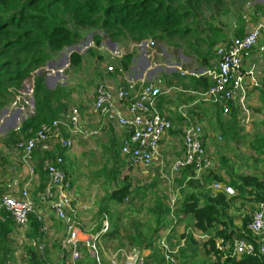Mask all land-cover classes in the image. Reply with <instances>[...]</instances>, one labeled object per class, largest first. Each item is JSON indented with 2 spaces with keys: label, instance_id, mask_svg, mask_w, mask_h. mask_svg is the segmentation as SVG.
<instances>
[{
  "label": "trees",
  "instance_id": "trees-1",
  "mask_svg": "<svg viewBox=\"0 0 264 264\" xmlns=\"http://www.w3.org/2000/svg\"><path fill=\"white\" fill-rule=\"evenodd\" d=\"M248 4V0H0V111L11 102L8 95L10 89L21 90L25 81L34 80V112L15 132L16 138L8 144L9 150L17 142L31 137V130L37 131L42 124L62 118L71 108H77L81 114L90 112V102L75 103V90L72 87L58 85L55 89H49L45 84L47 64L66 49L78 46L84 38L83 30L101 32L94 35L97 47L105 38L114 43H140L151 39L179 62L184 71H197V68L210 70L214 67L212 61L218 60L215 58V48L245 35L246 21L250 19L246 15ZM253 8L256 14H264V5L256 2ZM229 28H233L230 36L225 33ZM204 47L208 52L206 56ZM188 50L203 57L197 56L195 59L191 56L190 63L183 64L178 55H188ZM88 54L90 58L104 59L95 48L89 49ZM86 57L72 53L69 69L83 68ZM133 59L134 55L121 58L117 63L118 70L110 73V77L117 78L121 73L128 75L134 66ZM70 70L66 71V75L71 74ZM35 71L38 73L33 74ZM186 80L190 91L201 97L213 84L212 79L204 74L189 76ZM213 118L226 144L235 143L236 136L242 130L238 125V111L232 106L231 114L225 119L223 111L216 107ZM179 132L181 128L177 127L173 134ZM112 137L103 148L104 165L100 171L103 170L104 184L112 180L117 182L119 177L117 164L121 147L119 139ZM250 147L254 153L257 151L258 156L264 155V135L259 133L257 141ZM61 153L66 157L63 151ZM53 156L50 153L37 154L40 159L36 165L37 172L44 174L43 162ZM258 156L251 158L255 169L260 168L255 165L259 161ZM220 161L221 172L213 169L198 176L195 168L190 166L175 178L181 198L178 201L175 199L178 224L173 231H179L181 223H185L187 230L191 223L193 229L208 236L207 240H198L193 233L184 231L180 236L184 246L176 256L177 264L182 258L188 259L186 264H264V254L231 257L230 249L228 256H224L218 250L217 241L224 239L232 242L236 237L257 243V237L248 227L256 207L264 202V170L261 175L245 174L234 169L225 156ZM112 162L114 166L110 168ZM216 183L232 188L233 195L222 189H214ZM133 194L132 183L127 176L123 177L119 187L107 194L106 203L109 204L100 206L98 214L102 218L95 231H100L105 214L110 224L108 232L101 239L105 248H112L114 252L138 249L143 254L150 251L155 255L157 237L172 225L168 219L170 208L167 204L170 202L166 203L165 196L156 197L153 206L147 210L152 223L147 220L142 222L138 217H131L139 208L126 204V199ZM126 217L129 218L127 223ZM41 226L35 214L29 216V226L24 234L20 233L12 219L0 220V264H11L16 254L14 236L18 234L24 235V246L21 244L24 264H54L52 254L55 250L58 253L57 264H70V252L62 251L60 245L65 233L61 239L55 236L50 238L41 231ZM40 246H43L42 250ZM188 252L192 253L191 256H187ZM157 256L158 262L165 264L163 256ZM101 262L109 263L106 259L103 261V257ZM80 263L97 264V261L84 249Z\"/></svg>",
  "mask_w": 264,
  "mask_h": 264
},
{
  "label": "built area",
  "instance_id": "built-area-1",
  "mask_svg": "<svg viewBox=\"0 0 264 264\" xmlns=\"http://www.w3.org/2000/svg\"><path fill=\"white\" fill-rule=\"evenodd\" d=\"M256 16L258 17L256 24L243 37L235 38L216 49L218 58L216 67L206 72L213 84L202 98L222 110L225 117L231 114L232 106L234 107L235 104L245 109L247 86L258 85L254 69H250L249 72L243 65L245 54L256 48L264 38V20L259 13ZM149 43L155 46L153 40H144L133 44L129 51L117 57L121 59L129 55L134 47L140 50L141 47L146 46V51H151ZM115 70V65H109L105 73L110 74ZM37 73L35 71L33 74ZM182 74L193 73L184 71ZM29 83V93L23 88L10 89L13 90L12 94L16 101H20L22 95L33 93L34 80ZM164 93L159 80L149 81L145 77L137 82L113 85L104 78L96 88L92 111L81 114L77 108H71L62 118L49 124H42L37 131L31 130L29 132L31 137L17 142L11 151L27 169L29 183L37 174L36 155L54 154L52 158L43 162L47 187L43 192H39L37 197L32 194L29 184L1 197L0 220L12 219L20 233L24 234L29 226V216L35 214L37 221L42 225L41 231L50 235L48 215L42 212L45 208L57 222L63 225L65 236L60 240V245L62 251L70 252L68 259L70 264H79L83 260L84 248L96 259L97 264H102L99 241L109 229V222L105 217L103 230L96 235L84 232L78 220L80 200L79 197L72 195L73 180L67 169L66 157L61 151L67 156L82 141L95 139L113 129L115 133L119 131L125 135L121 140V154L127 159L128 166L132 169L151 167L155 161L161 159L160 149L163 140L173 128L170 119L158 109V101ZM205 138L206 128L201 124L189 123L184 128L185 156L172 165L173 176L190 166L195 168L198 175L214 169V161L207 152ZM158 164H162V161ZM213 188L225 190L230 195L234 193L232 188L219 183L214 184ZM169 208V220L172 225L161 234L157 244L165 264H177L176 256L184 246V240L178 246H172L167 237L178 224L175 198L171 199ZM248 229L257 237L256 244L240 238H235L232 242L220 239L218 250L222 251L224 256H228L227 251L232 249L229 254L231 257L242 254L250 256L264 254V202L260 203L253 212ZM196 231V234L193 233L196 239H208L207 235ZM23 234L20 238L24 240ZM40 249L42 250L43 246H40ZM116 255L111 256L110 264H118ZM121 257L124 259V264L145 263V255L138 249L122 251Z\"/></svg>",
  "mask_w": 264,
  "mask_h": 264
},
{
  "label": "rangeland",
  "instance_id": "rangeland-1",
  "mask_svg": "<svg viewBox=\"0 0 264 264\" xmlns=\"http://www.w3.org/2000/svg\"><path fill=\"white\" fill-rule=\"evenodd\" d=\"M248 2L249 4L247 5L246 8H250L249 9L250 11H247V13L250 16H252L251 15L252 13L253 16L255 17L256 11L254 10L253 7L256 6L257 0H254V1L248 0ZM252 9L254 10L253 12H251ZM82 33H83L84 38L79 43V45L76 46L71 52L69 51V48H68L62 53H60L58 56L54 57V59L50 61L55 64L54 68H51L47 64L45 68V73H46V78L49 74L55 75L52 81L53 83H55V80L60 77L59 78L60 81L59 79L56 80L57 83L55 87L49 88V89H55L58 85L72 87L75 90V94H74L75 103H78L79 101L85 102V103L90 102L88 104L92 105L93 104L92 102H94L97 86L101 82L104 81V78L108 79L110 76V74L105 73L107 66L115 65L116 67L115 72H116L119 67L117 66V63L118 61H120V59L117 56H121L126 51H129L130 47L135 43L133 42L114 43L109 38H105L101 46L97 47L94 42V35L96 33L100 34L101 32L96 31V30H83ZM182 44L184 43L182 42ZM150 47H151V51H148V50L146 51L147 49L146 46L141 47L140 50H137V48L134 47L133 50L129 52L130 54L128 53L129 55L127 56L134 55V59L141 56L142 59L146 60L147 62L146 64H148L147 69L151 73L154 72V75L162 74L161 76H163V74H165V76L167 77L176 76L179 72L184 71L181 67V64H179V62L174 60L171 55L167 54L165 50L162 49V47H160L159 45L156 46V44L154 47L150 44ZM217 47L214 50L215 54H216ZM91 48H95L97 52L101 53L104 59L98 60L95 58H90L91 56L88 54V50ZM203 49L205 51V56H206V54L208 53L206 50V47H204ZM188 52H189L188 55H185L182 53H180L179 55L177 54L183 64L190 63L192 59H189V57L191 56L195 57V59H197L196 58L197 56H200V55L193 53L192 51L188 50ZM72 53H79L81 55L87 56L86 61L83 64V68H79L78 70L69 69L70 68V56ZM67 54L69 55V60L65 58ZM200 57H203V56L201 55ZM215 58H217L216 55H215ZM213 61H215V59ZM132 68H134V66ZM67 70H70L71 72L70 75H66ZM185 72H189V71H185ZM193 72H198V71H193ZM198 74L199 73H194L191 75H198ZM125 76H127V74ZM157 80L158 79L154 78L153 81H157ZM22 88L25 90L26 93L30 92L29 91L30 89L26 88L24 85ZM12 91L13 90H10L8 93V95L11 97L10 104H7L0 111V120H2L5 117L3 111H5L6 109L5 115H9L10 117L14 116L15 118L14 123H17L23 116L24 111L27 112V118L30 115H32L34 112L35 105L33 108H31L30 95L28 94L22 95L20 98V101H16V98L12 94ZM208 103L209 102H207V104ZM210 105L211 103L207 105L206 107H209ZM27 118L22 121V124L27 120ZM22 124L19 127H15L11 129H8V127L6 126L1 129L7 132V139H8V142L6 144L7 149L9 148L8 144H11V142L15 140L16 138L15 132H18L20 130V128L22 127ZM207 130L215 137L213 144H215L214 153H216V155L214 153L213 155H210V157L214 161V170L221 172L220 170H222L221 168L222 166L220 165L221 163L220 158L222 156H225L227 160L231 163V165L234 167V169L236 168L238 171L243 172L245 174L249 173V174L261 175L262 171L264 170V155L258 156V154H256L257 151L256 153L252 155L254 157H251L252 152L246 154L245 152L247 150H250L249 148H251L250 145H252V142L251 141L247 142L250 144L247 146L240 143V141L244 139L240 137L241 132H239V134L236 136V140L240 143V145H238V142H235V143L231 142L229 144H226V142L224 141V138L221 136L220 131L219 132L217 131L219 133L218 134L217 132H212L211 129H207ZM257 131L260 132V134L264 135V128H260ZM219 135L222 138V140H218ZM112 136L117 137L119 139V144H120L121 133L119 131L116 133H112V135L110 136V139L113 138ZM254 136H255V132H252V138L250 140H253ZM101 137L102 135L92 140L82 141L81 150L83 151L75 152L74 150L78 148L76 146L66 156L67 169L72 177L73 186H74L72 195L79 197V200L82 201L81 202L82 207H91L93 204L95 205V212L93 213L91 212L90 217L85 216L81 221L83 224V227L86 230H88L89 232L91 231L94 234H97L98 231H95L96 225L100 223L101 218H102V216H99V214L96 213L97 208L99 209V205L109 204V203H106L107 194H111L113 190L119 187L120 182L123 179V177L125 178L127 176L129 178V181L132 183L133 190H134L133 196L126 199V204H134V206H136L137 209L139 208V211L131 214V217L132 218H134V216L138 217L142 222L143 221L145 222L147 220V222L152 223V220H149L151 215L148 214L147 210L153 206L154 204L153 202L156 197L160 195L167 197L166 203L171 202V199L175 198L178 201V199L181 198L179 194V187L175 179L177 176H180L181 171L176 176H173L171 172V166L173 165L174 161L181 157V152L183 149L181 135H180L181 139L179 138V140L175 142V145L177 146L174 145L172 150L167 151L166 154H162V158L159 159L158 161H155V164L149 168L130 169V167L127 164V159L121 154V156H119L120 160L117 164V166L119 167V172L117 173V175L119 176L117 178L118 181L115 182L112 180L111 182L106 183V184H104L105 178H104V174H102L103 170L100 171L104 165V157H103L104 151L101 148L99 141L97 143L92 142L90 144L92 145L91 148L89 145V141H93V140L97 141ZM257 156H258L259 161L255 165H257L258 168L260 167L259 169H255L253 165V162H254L253 159L257 158ZM246 158H253V159L249 161H245ZM161 161H162V164H158V163H161ZM123 163H126V164L123 165ZM112 166H114V162H112V164L109 165L110 168H112ZM25 170L27 169L25 168ZM117 171H118V168H117ZM198 176H201V175H198ZM225 177H226V180H228V177L227 176ZM169 179H172V180L169 181ZM167 205L170 206V204H167ZM128 220L129 218L126 217L125 223H127ZM179 229H178L179 231H173L171 235L167 236L168 242L172 246H178L179 244H181L182 239L180 241V238H181L180 236L184 231L195 233V234L197 233V231L191 227V223H190V227H188L187 230H186L185 223H181V225L179 226ZM20 235L21 234L14 236L15 238L14 242H16L14 246L16 248L15 250L16 254L14 256V259L11 261V264H24L23 263L24 250L22 247L24 246L23 244L25 240L20 238ZM62 236L63 235H61V237ZM159 237H161V233L157 237V240ZM21 244L23 246H21ZM100 246L106 252V256L101 253V258L103 257V261L105 259L108 260L109 262L108 264H110L109 257L113 255L114 251L111 250L112 248H107V247L105 248L104 243L102 241L100 242ZM156 249H157V253L155 255L151 254L150 251L148 252V254L147 253L145 254L146 255L145 262L147 264L150 262L152 264H160L158 262L157 255L159 254L161 255V251L158 248V245L156 246ZM115 253L114 255H116ZM191 254H192L191 252H188L187 256H191ZM52 255L54 259V264H57L58 263L57 251L55 250L54 254ZM116 256H117L116 260L118 264H120L119 263L120 256L118 255ZM150 258L154 260H150ZM186 262H188V259L182 258L178 264H186Z\"/></svg>",
  "mask_w": 264,
  "mask_h": 264
},
{
  "label": "crops",
  "instance_id": "crops-1",
  "mask_svg": "<svg viewBox=\"0 0 264 264\" xmlns=\"http://www.w3.org/2000/svg\"><path fill=\"white\" fill-rule=\"evenodd\" d=\"M257 3L264 5V0H257ZM247 11H248V8H246V15L250 19L246 21V27H247L246 32L249 29H251V27H253L258 20L257 16L254 17L252 13H251L252 16H250L247 13ZM260 15H261V18H263L264 20V14H260ZM233 28L226 29L225 33L230 36L231 33L233 32L231 31V29ZM133 60H134L133 62L134 68L131 67L130 69L131 72L127 76H124V74L121 73V74H118L117 78H114V77L112 78L109 76L107 81L111 82L113 85H116L119 83L125 84L127 82H137V80H142V78L147 77L149 81H153L154 78H156L162 83V88L165 93L160 97L158 101V109L163 115H165L166 117L170 119L174 127L173 131L177 127H179L181 128V132L177 134H173V131H170V133L167 136H165L163 140V144L160 149L161 158H162V154H166L167 151L173 149L175 142H177L179 138L181 139L180 135L182 136L181 141H182V146H183V130L189 123L201 124L206 128L205 145H206L208 154L213 155L214 145H215L213 144V141L215 140V137L210 132H208L207 129H211L212 132L220 131L219 127L216 125V121L213 118V114H214L216 107L212 103L209 107H206L210 103L207 104V102H205L201 96H199L195 92H191L189 82L188 80H186V78L189 76H198V75L201 76L205 71H207V69L197 68L198 72L190 71V73H199L198 75H191V74L183 75L182 72L184 71H181L176 76L167 77L165 76V74L161 76L162 74L154 75V72L151 73L147 69L148 64H146L147 63L146 60L142 59L141 56ZM211 64L213 66H216L217 64L216 59ZM243 65H244L245 70L249 72H250V69L252 68L254 69L253 72L256 75V79L258 81V85L249 84L247 87V100L245 104V109L241 108L240 106L236 104L234 105L235 110H237L239 114L240 124L238 125H239V128L242 129L240 130L241 131L240 137L244 138L240 141V143L247 146V145H250L247 142L251 141L252 143H254L257 141V136L260 133L257 130L260 128H264V83H263L264 82V38L260 41L258 46L254 48V50L245 54ZM91 111H92V107H91ZM5 113H4L5 117L2 120H0V198L3 195H8L12 193V191L15 189H22L27 184H29V188H31L32 194L34 196H37L39 192H42V190H44L47 187L46 175L43 173L40 174L39 172H37L33 181L29 183L30 179L27 174V170H25V168L21 166V163L18 157L14 155L12 151L9 150V148L7 149V146H6L8 142L7 132L1 129L5 126L8 127V129H11L9 127L14 123L15 118L14 116L10 117L9 115H5ZM226 118L228 117H225V119ZM252 132H255V136L253 137L254 138L253 140H250L252 138ZM112 133H115V131L111 130L103 134L102 137L97 141L96 140L89 141V145L92 142L97 143L99 141L100 146L103 149L109 143L110 136L112 135ZM218 140H222L220 135L218 136ZM236 142L238 141L236 140ZM91 146L92 145H90V148ZM77 147L78 148L74 150L75 152L83 151L81 150V147H82L81 144H79ZM183 151H184V147L181 152V157L184 156L185 151L184 153ZM250 152H252L251 154L252 156L254 152L251 149L247 150L245 153L247 154ZM214 154L216 155V153ZM39 160L40 159H38L37 161L36 159L37 162H39ZM249 160H251V158L245 159V161H249ZM43 184L46 185L44 186L45 188L43 187ZM79 202H82V201H79ZM100 206L101 205H99V208ZM41 208H44V207H41ZM99 210L100 209L97 208L96 213H98ZM42 212L43 214L48 215L47 219L50 222L51 231H50V235L48 236H50V238L55 236V238L61 239L60 238L61 235L64 234V229L62 227L63 225L57 222L55 218L49 212L45 210V208L42 210ZM91 212L92 213L95 212L94 204L91 207H82V204L80 203V207L78 208V220L84 232L88 234H92L93 232L91 231L89 232L88 230H86L83 227V224L81 221L85 216L90 217ZM98 227H99V224L96 225V229ZM110 258L111 257H109V260ZM123 261L124 259L120 255L119 263L124 264Z\"/></svg>",
  "mask_w": 264,
  "mask_h": 264
},
{
  "label": "water",
  "instance_id": "water-1",
  "mask_svg": "<svg viewBox=\"0 0 264 264\" xmlns=\"http://www.w3.org/2000/svg\"><path fill=\"white\" fill-rule=\"evenodd\" d=\"M73 49H74L73 47H70L69 48V51L71 52V51H73ZM65 58L69 60V55L67 54ZM48 65L51 68H54V65L55 64L53 62H50V63H48ZM54 77H55V75H51V74H49L47 76L46 81H45L47 88H54L55 87V85H56L57 82H55V83L52 82ZM59 81H60V79H59ZM23 85L26 88H29L30 89V83H29V81H25L23 83ZM30 100H31V108H33L35 104H34V97L32 95H30ZM5 112H6V109H5V111H3V113H5ZM26 118H27V112L24 111L23 116L21 117V119L17 123L12 124L9 128H15V127L21 126L22 121L25 120Z\"/></svg>",
  "mask_w": 264,
  "mask_h": 264
},
{
  "label": "clouds",
  "instance_id": "clouds-1",
  "mask_svg": "<svg viewBox=\"0 0 264 264\" xmlns=\"http://www.w3.org/2000/svg\"><path fill=\"white\" fill-rule=\"evenodd\" d=\"M215 67H216V66H214L213 69H215ZM210 70H211V69H210ZM207 71H208V70H207ZM207 71H205L203 74H204V75H207V74H206ZM193 74H194V73H193ZM203 74H202V75H203ZM31 95H32V94H31ZM227 117H228V116H227ZM224 118H225V116H224ZM172 125H173V124H172ZM172 129H173V128H172ZM111 130H113V129H111ZM111 130H110V131H111ZM124 137H125V135H122V134H121V138H120V147H121V140H122ZM184 154H185V153H184ZM184 156H185V155H184ZM184 156H183V157H184ZM183 157H181V158H183ZM36 158H37V161H38V157H37V155H36ZM177 160H178V159H177ZM39 162H40V160H39ZM39 162H37V164H39ZM174 162H175V161H174ZM173 164H174V163H173ZM21 166H23V165L21 164ZM23 167H24V166H23ZM171 167H172V166H171ZM36 168H37V167H36ZM73 189H74V186H73ZM105 217H107V215L103 214V222H102V226H101L100 231L97 232V234L103 230ZM107 220H108V217H107ZM108 222H109V220H108ZM109 228H110V224H109ZM108 230H109V229H108ZM108 230H107V232H108ZM92 234H93V235H96V234H94V233H92ZM104 234H105V233H104ZM104 234H103V235H104ZM103 235H102V236H103ZM101 239H102V237L100 238L99 244H100V242H101ZM99 246H100V245H99ZM84 249H86V248H84ZM84 249H83V251H84ZM86 250H87V249H86ZM128 250H131V249L121 250L120 252H116V253L119 254V256H120L122 251H128ZM104 252H105V250H103V249L101 248V246H100V253H102V254H104V255L106 256V252H105V253H104ZM141 253H142V252H141ZM144 255H145V254H144ZM145 258H146V255H145Z\"/></svg>",
  "mask_w": 264,
  "mask_h": 264
},
{
  "label": "bare ground",
  "instance_id": "bare-ground-1",
  "mask_svg": "<svg viewBox=\"0 0 264 264\" xmlns=\"http://www.w3.org/2000/svg\"><path fill=\"white\" fill-rule=\"evenodd\" d=\"M251 51H252V50H251ZM80 203H81V202H80ZM261 203H262V202H261ZM235 238H236V237H235ZM219 239H220V238H219ZM217 241H218V240H217ZM182 248H183V247H182ZM119 251H120V250H119ZM219 251H220V250H219ZM117 252H118V251H117ZM114 253H115V252H114ZM114 253H113V254H114ZM63 254H64V253H63ZM68 255H69V254H68ZM123 263H124V261H123ZM80 264H81V263H80Z\"/></svg>",
  "mask_w": 264,
  "mask_h": 264
}]
</instances>
